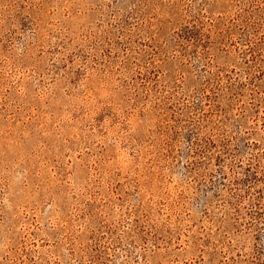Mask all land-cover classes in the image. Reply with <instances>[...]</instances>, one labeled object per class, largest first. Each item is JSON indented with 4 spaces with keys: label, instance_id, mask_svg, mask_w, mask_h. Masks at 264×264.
I'll return each instance as SVG.
<instances>
[{
    "label": "rangeland",
    "instance_id": "1",
    "mask_svg": "<svg viewBox=\"0 0 264 264\" xmlns=\"http://www.w3.org/2000/svg\"><path fill=\"white\" fill-rule=\"evenodd\" d=\"M0 264H264V0H0Z\"/></svg>",
    "mask_w": 264,
    "mask_h": 264
}]
</instances>
